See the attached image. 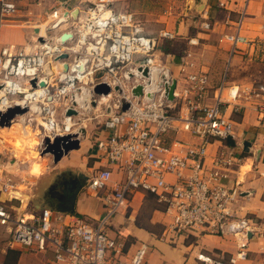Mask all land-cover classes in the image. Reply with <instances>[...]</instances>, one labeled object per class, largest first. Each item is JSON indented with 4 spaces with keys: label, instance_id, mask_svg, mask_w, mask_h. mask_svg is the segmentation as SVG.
Masks as SVG:
<instances>
[{
    "label": "built area",
    "instance_id": "built-area-1",
    "mask_svg": "<svg viewBox=\"0 0 264 264\" xmlns=\"http://www.w3.org/2000/svg\"><path fill=\"white\" fill-rule=\"evenodd\" d=\"M120 1L93 0L87 10H66L70 13L64 21L57 11L32 46L0 48V131L14 123L33 127L39 136L37 151L51 155L43 154L47 140L52 144L66 136L80 139L73 133L79 115L102 116L94 166L87 172L84 190L106 209L105 215L91 219L25 204L21 189L26 182L25 163L0 135V229L7 236L6 247L52 254L49 264H145L151 246H127V238L110 229L112 220L122 213L128 216L135 195L143 193L153 195L164 207V237L170 243L207 235L234 238L235 255L217 259L201 252L197 260L203 264L246 261L248 245L261 235V226L240 213V193L232 173L241 159L225 142L235 137V122L222 106L225 100L253 97L264 118V85L241 89L227 85L225 75L214 102L206 104L209 73L184 61L174 75L160 48V41L173 34L166 30L147 34L134 13L115 9ZM19 15L16 5L0 0L1 22ZM242 20L243 15L232 19L227 14L224 25L231 30L219 37V43L229 46L231 56L242 46L252 61L264 62V40L241 34ZM201 26L213 29L206 20ZM65 32L72 37L63 41ZM63 54L68 59L58 60ZM61 63L68 64L67 72ZM174 81V99L169 100ZM101 84L110 88L107 95L95 92ZM139 87L141 94L135 93ZM83 89L88 90L87 103L80 106L75 99ZM15 107L25 112L8 119ZM71 109L77 114L67 115Z\"/></svg>",
    "mask_w": 264,
    "mask_h": 264
},
{
    "label": "crops",
    "instance_id": "crops-1",
    "mask_svg": "<svg viewBox=\"0 0 264 264\" xmlns=\"http://www.w3.org/2000/svg\"><path fill=\"white\" fill-rule=\"evenodd\" d=\"M92 1L93 0H40L39 4L42 5L45 13L44 15L42 14L39 16L46 18L50 17V21H52L54 17L51 13H55L57 11L60 12L61 10L75 11L76 9L83 7V5L85 6L90 4ZM173 1L178 2L179 0ZM180 1L185 2L187 9L194 11L192 14H195L194 16H198L201 21L198 23L196 22L195 27H197L196 29H193L190 22V19L192 18L191 14L189 12H185V15L182 17V22H180L178 27H175V32H171L172 34H175L173 36H178L180 40H185L187 44L185 52L180 57H176L170 52L167 53L166 62L172 70L177 71L179 66L185 61L193 63L192 69L194 70L208 72L211 83L210 90L205 101L206 104H212L214 102V96L218 92L217 89L222 83L225 75H227V85H237L240 86L241 89L243 87L251 86L260 87L256 85V82L258 81L264 85V62L258 63L256 61H252L248 56L246 58V49L242 46L239 47V50H237L233 56H231L229 46L219 43V37L223 33L231 30L224 25L227 14H231L232 19H238L241 15H243L240 33L245 37L249 39L264 40V0ZM32 14V9L24 11H21L20 9V15L13 21H0V48L7 45L24 47L32 46L34 44V40L38 36L37 33H35V30H40V27L38 26L42 25L32 24L30 29L25 27V25H29L31 23L32 20H29L30 23H28L26 18H29ZM205 20L210 22L213 26V29L210 31L204 30L201 26V23ZM169 28L170 27L167 26V28L163 30L168 31L170 30ZM40 32H43V29H41ZM191 39L199 40V45H190L189 42ZM210 51L213 53L216 51L219 53L229 54V65L225 68V66L220 65L219 62L217 66L202 63L201 61L204 57H210ZM250 62L257 63L255 67L257 72H253V75H249V71H247L245 76H239L237 72H240V68L242 69L244 66L245 68H248V64ZM244 97L245 96H242L233 101L225 100L222 109L226 116L235 122V137L230 139L233 143V145H230H232V148L239 153L241 159L240 162L233 167L232 173V178L235 181L237 191L240 193L238 201L240 213L248 217L249 215H253L254 218H249L254 221L257 220L261 222V235L250 241L247 249L249 255L250 252H257L256 250L259 246L263 247L262 242H264V118L260 117V114L256 109L255 99L253 97ZM184 136L185 135H177L176 137L180 138ZM246 142L251 143L249 152L244 151V143ZM217 145L218 143L214 145V148ZM46 165L47 163L44 166L42 175L38 177V179H41L46 175ZM24 176L27 177V175ZM51 181L52 179H45L42 189L37 186L33 188L30 194L25 193V196L28 197L26 203L30 206L33 205L35 209L48 208L43 207L44 204L41 203V197ZM88 196L96 199L85 190H82L78 194L74 213L91 219H98L102 216V208H105L102 203L96 199L99 202V208H97L98 210H94L91 205L86 203ZM146 196L147 195H144L143 193L136 194L129 210V213H131V219L128 218L129 213L128 216H125L124 213H122L119 215L118 221H115V223L110 227L114 235L121 234L123 237L127 238V242L131 240L134 241L135 246L140 243H147L151 246V250L145 264H149L148 261L153 264H203L196 258L201 252L211 255L217 259L229 258L236 254L237 243L234 238H221L214 235H207L201 237L200 240H197L199 246L196 247V249L189 250L191 248L190 246L187 247L183 245L182 248H174L171 245L158 240L152 233L144 228H137L135 225L136 215ZM77 206L79 207V210H76ZM53 210L59 211L58 209ZM157 216H160L158 220L156 219ZM151 221L153 223L159 222L163 224L167 222V219L164 217L162 210H154ZM0 232L3 231L0 229ZM7 250L8 248L5 243L0 250V264L3 263ZM25 260L28 262L27 264H33L34 262H37L38 264H49L50 261H47L46 258H44V255L21 251L18 264H24ZM244 262H248V260Z\"/></svg>",
    "mask_w": 264,
    "mask_h": 264
},
{
    "label": "rangeland",
    "instance_id": "rangeland-1",
    "mask_svg": "<svg viewBox=\"0 0 264 264\" xmlns=\"http://www.w3.org/2000/svg\"><path fill=\"white\" fill-rule=\"evenodd\" d=\"M10 3H13L16 5L18 8L21 9V11L32 9L33 14L29 17L26 18L27 22L29 20H32L29 25H25L28 29H30L31 25H42L40 26L41 29L45 27L49 22H50V17H40L39 15H44L45 11L42 8V5H40V0H6ZM76 6V5H74ZM88 6L83 5L81 8H85L87 10ZM114 7L117 11L120 12H131L136 15V18L138 21L142 23L144 26L146 33L149 35H157L161 30L166 29L167 26H169L170 33L175 32V27H178L180 22H182V17L185 15V12H189L191 14V19L190 22L192 24L193 29L195 27L196 22H200L201 19L198 16H194L195 14H192V10L187 9L185 2L178 1L175 2L173 0H124L120 2H116L114 4ZM53 14V13H51ZM180 14V16H179ZM37 18V19H36ZM53 19V18H52ZM37 20V21H36ZM189 22V23H190ZM199 27V26H198ZM175 35V34H173ZM160 48L161 52L165 54L163 58L167 59L166 55L168 52H170L172 55L174 54L176 57L181 56L185 50H186V42L185 40H180L178 36H174L171 39H165L160 41ZM166 51V52H165ZM165 52V53H164ZM211 52V51H210ZM169 53V54H170ZM219 52H211V55L209 54L210 57H204L202 59V63H208L210 65H218V62L222 66H228L229 61H230V55L225 54V53H219ZM229 53V51H228ZM247 58V56H246ZM258 62V61H256ZM256 62H250L248 64V68H240V72H237L239 76H245L246 72H248L249 75H253V72H257V69L255 68L257 63ZM259 63V62H258ZM228 68V67H227ZM179 69L177 71L173 70L174 75H177ZM256 85L261 86L262 83L259 81L256 82ZM81 87H87L85 85H81ZM59 117L62 119L61 113H59ZM102 119V116L99 114L95 113H84L82 115H79L76 118L77 125L74 127L75 129H80L81 133L80 136V146L78 149L70 151L68 155H66L59 163H55L53 159V155H46L43 159L38 160L39 162H42L43 160L46 161L47 163V171L46 175L43 176L41 179L33 180L29 179L26 180L24 185H22L21 189L24 190L25 193H31L33 188L35 187H41L43 188L44 181L45 179L51 180L54 178V175L57 173H60L62 171H67V170H72L75 172H88L91 168L94 166V159L92 158L93 155V148L95 146L96 142V133L99 129V121ZM0 131V135H4ZM175 135H171V139L174 138ZM170 139V140H171ZM13 151V150H12ZM15 155H17L14 152ZM45 156V155H43ZM18 159L21 161L20 157L17 156ZM23 162V161H22ZM26 167V164L23 166ZM26 175V173H24ZM27 179V178H26ZM24 187H28L27 189H24ZM154 199H151L150 197H145L143 200L142 205L138 209L137 215H136V220H135V225L137 228H144L147 230V228L153 229V235L160 241L167 243L171 245L174 248H182L183 245L187 247H191L189 250H194L196 247L199 246V243L194 237L186 240L185 242H176V244L170 243L167 239L164 237V226L162 223L159 222H152V214H153V202ZM86 203L88 205H91V207L94 208V210H98L99 208V202L88 196V199H86ZM17 205V203H16ZM76 210H79V207H76ZM245 212V211H244ZM102 215L106 214V209L102 208ZM118 217L116 216L114 220H112V223L114 224L115 221H118ZM249 217H253V215H249ZM160 216L156 217L158 220ZM254 218V217H253ZM155 219V220H156ZM256 220V219H255ZM257 223H261L260 221H257ZM150 229V230H151ZM148 231V230H147ZM151 233V231H150ZM263 235V234H262ZM264 238V237H263ZM7 242V236L3 233L0 232V250L4 246V244ZM184 243V244H182ZM262 246H259L258 249L256 250L257 252H250L248 255V262H240L241 264H264V242H262ZM24 252L23 250H21ZM1 255V252H0ZM27 257V256H25ZM52 254L44 255V258L46 260H52ZM28 262L25 260L24 264H27ZM149 264H153L152 262L148 261ZM239 263V264H240ZM33 264H38L37 262H34Z\"/></svg>",
    "mask_w": 264,
    "mask_h": 264
},
{
    "label": "bare ground",
    "instance_id": "bare-ground-1",
    "mask_svg": "<svg viewBox=\"0 0 264 264\" xmlns=\"http://www.w3.org/2000/svg\"><path fill=\"white\" fill-rule=\"evenodd\" d=\"M69 13L64 10H61L58 13V16L62 19L61 21H64V19L68 17ZM40 34L44 35V27H43V32H40ZM61 65L64 68L65 64L61 63ZM87 96H88V90L83 89V92L76 96L75 102L78 103L80 106L86 105ZM1 132L4 134V137L6 138L7 147L11 148L13 152H15L17 156L20 157L21 161H23V163L26 164L25 173L27 175L26 177L27 180L28 178L37 180L38 177L42 175L44 166L46 164L45 160H43L42 162L38 161L46 157V155L43 156L37 151V146L39 144L38 141L39 136L37 131L34 130L33 127L23 126L14 123L9 128L2 129ZM73 133L74 135L78 136L80 135L81 131L80 129H77ZM79 138H81V136H79ZM24 189H27V187H24ZM22 197L24 198V203L26 204L27 202L26 200H28V197L25 195H23Z\"/></svg>",
    "mask_w": 264,
    "mask_h": 264
},
{
    "label": "water",
    "instance_id": "water-1",
    "mask_svg": "<svg viewBox=\"0 0 264 264\" xmlns=\"http://www.w3.org/2000/svg\"><path fill=\"white\" fill-rule=\"evenodd\" d=\"M75 13H78L79 12V9H76L74 11ZM35 33H37V35L40 34V30L39 29H36L35 30ZM72 37V34L71 33H68V32H65L63 33L62 35V39L63 41H66L68 39H70ZM40 42H43V39L40 38ZM68 59V55L67 54H63L59 57L58 60L62 61V60H66ZM69 69V66L68 64H65L64 65V71L67 72ZM37 83V80H34L32 81V84L34 87H36ZM45 82H41L40 83V86L41 87H45ZM175 87H176V81H174L169 93H168V98L169 100H173L174 99V90H175ZM95 92L98 94V95H107L109 92H110V88L105 85V84H101V85H98L96 88H95ZM135 93L137 94H141V88L139 87ZM128 108V105L126 104L124 106V110ZM25 112V109H21L20 107H15V108H12L9 110L7 116H8V119L14 117L16 114H23ZM108 112H110V109L108 110ZM77 112L73 109L69 110L67 115H76ZM6 124L9 125V121L7 120L6 121ZM3 125V123H2ZM47 148L45 149V151L43 152V154H48L50 153L51 155H53V159H54V162L55 163H58L59 161H61L66 155H68L70 153V151L72 150H75V149H78L79 146H80V140L77 139V138H72V136H66V137H63V138H58L54 143L50 144L49 143V140H47ZM250 147H251V143L249 142H246L244 143V151L245 152H249L250 150ZM67 194V192L65 193V195ZM74 198L71 199V201L68 203V206L65 208V209H59V211L61 212H65V213H74L75 212V205H74ZM249 238L251 239L252 238V235L249 234Z\"/></svg>",
    "mask_w": 264,
    "mask_h": 264
},
{
    "label": "flooded vegetation",
    "instance_id": "flooded-vegetation-1",
    "mask_svg": "<svg viewBox=\"0 0 264 264\" xmlns=\"http://www.w3.org/2000/svg\"><path fill=\"white\" fill-rule=\"evenodd\" d=\"M87 181V172L67 170L55 174L41 197L43 207L65 209L73 198L75 205L78 194L84 190Z\"/></svg>",
    "mask_w": 264,
    "mask_h": 264
},
{
    "label": "trees",
    "instance_id": "trees-1",
    "mask_svg": "<svg viewBox=\"0 0 264 264\" xmlns=\"http://www.w3.org/2000/svg\"><path fill=\"white\" fill-rule=\"evenodd\" d=\"M225 142L227 144H232L233 145V143L230 141V139L226 140ZM147 197H150L151 199H154L153 200V202H154L153 210H162V211L164 210V207H162L161 205H159V203L156 201V199L154 198L153 195L148 194ZM150 229L151 228H147V230L149 232L151 231V233H153V231H152L153 229H151V230ZM131 244H134V241L131 240V241H128L127 242V246H130ZM20 256H21V251L16 250V249H10V248H8L7 253H6V256H5V259H4V261H3L2 264H18V261H19Z\"/></svg>",
    "mask_w": 264,
    "mask_h": 264
}]
</instances>
